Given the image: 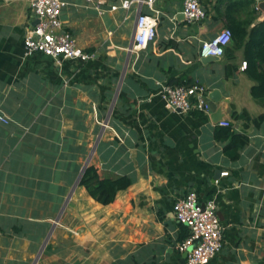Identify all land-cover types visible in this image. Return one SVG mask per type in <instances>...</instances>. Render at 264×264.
Instances as JSON below:
<instances>
[{"label":"crops","instance_id":"1","mask_svg":"<svg viewBox=\"0 0 264 264\" xmlns=\"http://www.w3.org/2000/svg\"><path fill=\"white\" fill-rule=\"evenodd\" d=\"M63 1L87 61L25 56L31 0H0V106L11 118L0 122V264H188L173 206L190 190L218 205L223 247L208 264H264V98L251 93L245 46L201 56L229 16L252 18L249 30L264 20V0H200L197 22L184 0L115 10L121 0H103L102 11ZM138 11L159 17L157 35L130 51ZM182 77L219 90L211 114L166 107L162 85ZM224 126L248 136L236 159ZM90 165L133 182L103 204L81 185Z\"/></svg>","mask_w":264,"mask_h":264},{"label":"built area","instance_id":"2","mask_svg":"<svg viewBox=\"0 0 264 264\" xmlns=\"http://www.w3.org/2000/svg\"><path fill=\"white\" fill-rule=\"evenodd\" d=\"M95 1L96 7L102 11L103 0ZM155 0H121L120 5H112L130 9L133 4L147 3L150 6ZM63 0H31V9L36 22L30 24L25 33V56L36 52L44 53L57 61L62 59H79L87 61L94 53L84 50L78 45L75 36L65 28L61 18L65 6ZM182 12L189 22H197L206 17V10L200 0H184ZM159 17L154 14L138 11L136 31L130 51L146 48L157 35ZM232 38V29L225 27L215 36L203 40L201 56L218 58L224 55L226 46ZM215 57V58H213ZM244 62V67L246 66ZM162 98L166 107L180 112L212 113L209 89L196 82L193 85H162ZM10 116L0 106V122L10 123ZM222 125H230V120L218 121ZM227 173V172H225ZM174 213L177 219L189 229V234L179 242L178 248L187 253L188 264H208L223 247V227L218 214L215 199L203 202L196 190H190L174 202Z\"/></svg>","mask_w":264,"mask_h":264},{"label":"trees","instance_id":"3","mask_svg":"<svg viewBox=\"0 0 264 264\" xmlns=\"http://www.w3.org/2000/svg\"><path fill=\"white\" fill-rule=\"evenodd\" d=\"M253 21H244L235 16H229L227 25L232 29L231 40L235 41L236 46H245L248 53L247 68H251V77L256 83L251 88V93L256 98H264V20L256 23L250 30L248 24ZM260 63V65H259ZM255 69V71H254ZM170 84L193 85L195 82L191 78L182 77L171 79ZM236 116V114H235ZM264 119V114L256 117L255 120ZM217 135L219 138H228L230 141L226 146V151L233 159L240 155V150L248 142V136L234 131L231 126L221 127ZM133 179L128 175L116 178L103 177L95 165L86 168L81 178V185L85 186L92 197L103 204L111 203L118 191L129 187ZM189 234V233H188ZM187 235V234H186Z\"/></svg>","mask_w":264,"mask_h":264},{"label":"water","instance_id":"4","mask_svg":"<svg viewBox=\"0 0 264 264\" xmlns=\"http://www.w3.org/2000/svg\"><path fill=\"white\" fill-rule=\"evenodd\" d=\"M260 7L264 9V1L260 3ZM213 58H215V57H213ZM204 59H205L206 61H210L212 58H204ZM210 96H211L213 99H215V100H216V99L218 100V99L221 98V94H220L219 90H217V89H214V90L212 91V93H210ZM220 120H224V118L219 117L218 121H220ZM220 173H221V170L218 169V170H217V174L220 175Z\"/></svg>","mask_w":264,"mask_h":264}]
</instances>
